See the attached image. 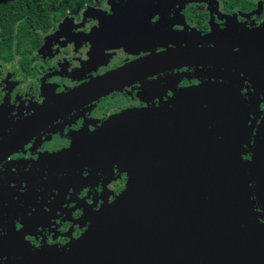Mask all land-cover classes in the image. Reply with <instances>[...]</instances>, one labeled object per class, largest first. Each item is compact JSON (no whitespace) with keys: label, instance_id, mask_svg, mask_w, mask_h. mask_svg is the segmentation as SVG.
Listing matches in <instances>:
<instances>
[{"label":"flooded vegetation","instance_id":"flooded-vegetation-1","mask_svg":"<svg viewBox=\"0 0 264 264\" xmlns=\"http://www.w3.org/2000/svg\"><path fill=\"white\" fill-rule=\"evenodd\" d=\"M52 2L31 39L0 25V264H66L129 182L118 153L100 156L120 113L220 80L252 103V142L264 117V0ZM200 48L255 63L207 61Z\"/></svg>","mask_w":264,"mask_h":264},{"label":"water","instance_id":"water-1","mask_svg":"<svg viewBox=\"0 0 264 264\" xmlns=\"http://www.w3.org/2000/svg\"><path fill=\"white\" fill-rule=\"evenodd\" d=\"M200 49L207 61L255 63ZM251 105L232 82L207 80L162 107L120 113L100 156L118 153L129 182L66 264H264V117L252 142Z\"/></svg>","mask_w":264,"mask_h":264},{"label":"trees","instance_id":"trees-1","mask_svg":"<svg viewBox=\"0 0 264 264\" xmlns=\"http://www.w3.org/2000/svg\"><path fill=\"white\" fill-rule=\"evenodd\" d=\"M53 0H0L1 32L22 33V37L30 38L32 25L38 17L45 15L44 9L52 5ZM79 0H56L54 5L76 6ZM58 2V3H57ZM53 3V2H52Z\"/></svg>","mask_w":264,"mask_h":264},{"label":"rangeland","instance_id":"rangeland-1","mask_svg":"<svg viewBox=\"0 0 264 264\" xmlns=\"http://www.w3.org/2000/svg\"><path fill=\"white\" fill-rule=\"evenodd\" d=\"M260 110V109H259ZM259 110H258V114H259ZM256 115V114H255Z\"/></svg>","mask_w":264,"mask_h":264}]
</instances>
